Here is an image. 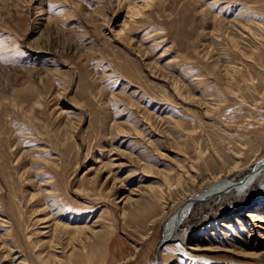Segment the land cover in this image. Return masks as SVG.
I'll return each instance as SVG.
<instances>
[{"label":"rangeland","instance_id":"374dc122","mask_svg":"<svg viewBox=\"0 0 264 264\" xmlns=\"http://www.w3.org/2000/svg\"><path fill=\"white\" fill-rule=\"evenodd\" d=\"M262 155L264 0H0V264L148 263ZM224 188L152 264H264Z\"/></svg>","mask_w":264,"mask_h":264},{"label":"bare ground","instance_id":"6f19581e","mask_svg":"<svg viewBox=\"0 0 264 264\" xmlns=\"http://www.w3.org/2000/svg\"><path fill=\"white\" fill-rule=\"evenodd\" d=\"M260 180L264 181V155L259 157L255 160V162L252 164V166L239 178H222V179H216L213 182H211L204 190L198 193H194L191 196H188L185 198L179 205H177L168 215L166 219V223L163 230L162 237L168 238L166 242H169L174 237H177L178 234L176 232L177 227L181 224V222L184 220V218L187 215V212L189 211L190 206L196 202L197 200L193 201V198L200 195H208L210 192L227 187L233 192H241L247 189V187L253 183L254 180ZM225 189V188H224ZM201 199V198H200ZM198 199V200H200ZM192 201V202H191ZM243 217L250 218L251 225L254 226H260L257 221H264L263 217L256 215L253 211L247 210L243 212ZM178 225L175 226V224ZM59 225V224H58ZM46 226V225H45ZM56 226V225H55ZM67 227V226H66ZM47 231V230H46ZM161 237V238H162ZM262 239H264V233L262 234ZM256 244H250L251 248L247 251L248 255H261L264 253L263 249H258L256 247ZM206 249H211V247H208ZM81 264H93L92 258L87 257V262H83ZM146 264V263H144Z\"/></svg>","mask_w":264,"mask_h":264},{"label":"water","instance_id":"95a60500","mask_svg":"<svg viewBox=\"0 0 264 264\" xmlns=\"http://www.w3.org/2000/svg\"><path fill=\"white\" fill-rule=\"evenodd\" d=\"M207 195H200V197H199V195L198 196H196V197H194L193 198V201L194 200H198V199H203L204 197H206ZM192 202V201H191ZM179 224V222L177 223V224H175V226L174 227H176V225H178ZM168 238H165V237H162L161 239H160V241H159V244H158V249H157V251H156V256H155V258L152 260V261H150V262H148V263H146V264H152V262H154L157 258H158V256H159V248L164 244V243H166V240H167Z\"/></svg>","mask_w":264,"mask_h":264}]
</instances>
